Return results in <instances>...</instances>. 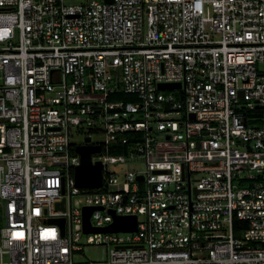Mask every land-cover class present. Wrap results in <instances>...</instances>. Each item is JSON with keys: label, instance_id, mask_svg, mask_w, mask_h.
<instances>
[{"label": "built area", "instance_id": "2783aa9c", "mask_svg": "<svg viewBox=\"0 0 264 264\" xmlns=\"http://www.w3.org/2000/svg\"><path fill=\"white\" fill-rule=\"evenodd\" d=\"M0 211V264H264V0H0Z\"/></svg>", "mask_w": 264, "mask_h": 264}, {"label": "water", "instance_id": "95a60500", "mask_svg": "<svg viewBox=\"0 0 264 264\" xmlns=\"http://www.w3.org/2000/svg\"><path fill=\"white\" fill-rule=\"evenodd\" d=\"M113 1V0H107ZM160 89H175L180 88V83H162L159 85ZM243 95V92H241ZM91 138L86 137L85 141L90 142ZM100 146L84 144L77 146L76 151L80 155V164L75 169V180L79 187L97 188L102 185V165L100 162L93 163V153L99 152ZM138 179L143 180L140 176ZM64 208V201L58 205ZM94 207L88 206L84 208V231L85 232H96V231H107V232H136L138 229V216L133 215H119L115 214L114 210H110L114 215V221L108 226L103 228H96L91 225V215L94 211ZM99 209H102L100 207ZM52 222L58 223L63 228L65 226V218H56Z\"/></svg>", "mask_w": 264, "mask_h": 264}, {"label": "rangeland", "instance_id": "374dc122", "mask_svg": "<svg viewBox=\"0 0 264 264\" xmlns=\"http://www.w3.org/2000/svg\"><path fill=\"white\" fill-rule=\"evenodd\" d=\"M76 131V130H75ZM84 133H79L76 134L75 136L72 137V142L79 144L84 142ZM95 142H100L102 141L101 137L96 136L94 138ZM112 169L116 171L119 176L123 179L125 174L129 171L133 172H140V171H145L146 169V164L143 160H137L133 162H126V163H119L117 165L112 166ZM1 211H0V227H2V216H1ZM108 247L104 245H90L88 246L85 251L84 255L85 257L93 260H105L107 258V253H108Z\"/></svg>", "mask_w": 264, "mask_h": 264}, {"label": "trees", "instance_id": "16d2710c", "mask_svg": "<svg viewBox=\"0 0 264 264\" xmlns=\"http://www.w3.org/2000/svg\"><path fill=\"white\" fill-rule=\"evenodd\" d=\"M124 98H125V99H129V100H133L135 97H134V95H125ZM113 152H121V151L116 150V151H113ZM236 223H237V222H236Z\"/></svg>", "mask_w": 264, "mask_h": 264}]
</instances>
